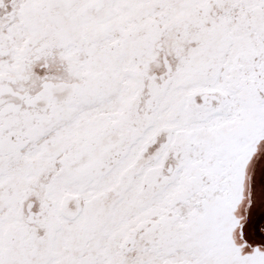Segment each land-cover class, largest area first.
Instances as JSON below:
<instances>
[{
  "label": "snow or ice",
  "instance_id": "1",
  "mask_svg": "<svg viewBox=\"0 0 264 264\" xmlns=\"http://www.w3.org/2000/svg\"><path fill=\"white\" fill-rule=\"evenodd\" d=\"M0 264H264V0H0Z\"/></svg>",
  "mask_w": 264,
  "mask_h": 264
}]
</instances>
